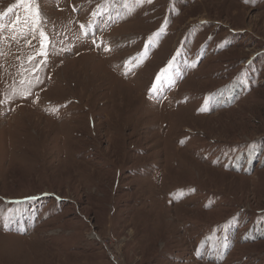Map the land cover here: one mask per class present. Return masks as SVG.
Listing matches in <instances>:
<instances>
[{
	"label": "rangeland",
	"instance_id": "1",
	"mask_svg": "<svg viewBox=\"0 0 264 264\" xmlns=\"http://www.w3.org/2000/svg\"><path fill=\"white\" fill-rule=\"evenodd\" d=\"M31 7L0 0V264H264V0Z\"/></svg>",
	"mask_w": 264,
	"mask_h": 264
},
{
	"label": "snow or ice",
	"instance_id": "2",
	"mask_svg": "<svg viewBox=\"0 0 264 264\" xmlns=\"http://www.w3.org/2000/svg\"><path fill=\"white\" fill-rule=\"evenodd\" d=\"M150 2V0H149ZM17 3L18 4H24L26 5V11L28 12H31L32 11V7H31V4H32V0H17ZM13 12V8L12 7H9L7 9V13H11ZM7 13H0V20L3 19V17L7 14ZM36 16L39 15V12L38 10L36 11L35 13ZM16 23H19V17L16 18V20L12 23V27H15V24ZM3 25L0 24V29H2ZM83 27V26H82ZM163 28H161V30L155 34H153V36H150L148 38V43L145 45V52H147V49L151 46V43L153 41V39L155 37H158L160 34H162L163 32ZM40 36L42 38L41 40V51H40V55H43L45 57V59L47 58V51H46V44H45V41H47V34L44 33L43 31L40 32ZM107 50V49H106ZM136 62H137V66H138V63H139V60H140V56L138 55L137 57L133 58ZM127 63L131 64L132 63V60H129ZM172 63L173 62H169L168 66H166L164 69L161 70V72L156 76L155 80L156 82L153 83L151 89H150V92L151 93H156L159 91V88L157 87V84H163V80H162V77H165V74L169 73V71L171 70L172 68ZM38 79V78H37ZM25 94H30V92H24V93H21V95H25Z\"/></svg>",
	"mask_w": 264,
	"mask_h": 264
},
{
	"label": "bare ground",
	"instance_id": "3",
	"mask_svg": "<svg viewBox=\"0 0 264 264\" xmlns=\"http://www.w3.org/2000/svg\"><path fill=\"white\" fill-rule=\"evenodd\" d=\"M148 218H149V217H148ZM148 218H147V219H148ZM151 226H152V225H151Z\"/></svg>",
	"mask_w": 264,
	"mask_h": 264
}]
</instances>
